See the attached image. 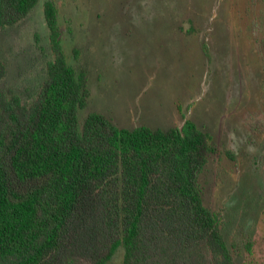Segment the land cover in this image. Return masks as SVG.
Instances as JSON below:
<instances>
[{
    "label": "trees",
    "instance_id": "1",
    "mask_svg": "<svg viewBox=\"0 0 264 264\" xmlns=\"http://www.w3.org/2000/svg\"><path fill=\"white\" fill-rule=\"evenodd\" d=\"M38 1L0 0V29ZM45 17L53 59L36 97L0 92V264H107L120 245L124 264H238L203 198L212 135L192 119L127 128L101 112L81 128L89 75L68 61L52 0Z\"/></svg>",
    "mask_w": 264,
    "mask_h": 264
},
{
    "label": "rangeland",
    "instance_id": "2",
    "mask_svg": "<svg viewBox=\"0 0 264 264\" xmlns=\"http://www.w3.org/2000/svg\"><path fill=\"white\" fill-rule=\"evenodd\" d=\"M0 29V92L33 100L53 59L45 3ZM68 61L89 75L79 126L194 120L217 152L201 176L238 264H264V0H52ZM207 46L209 56L204 50ZM120 245L107 264H124Z\"/></svg>",
    "mask_w": 264,
    "mask_h": 264
}]
</instances>
